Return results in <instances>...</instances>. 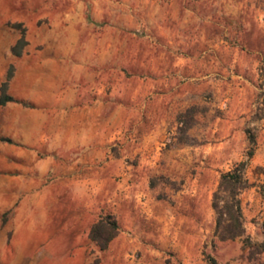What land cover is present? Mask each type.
<instances>
[{"label":"rangeland","instance_id":"obj_1","mask_svg":"<svg viewBox=\"0 0 264 264\" xmlns=\"http://www.w3.org/2000/svg\"><path fill=\"white\" fill-rule=\"evenodd\" d=\"M11 67L0 264H264V0H0V87ZM240 162L245 235L220 241Z\"/></svg>","mask_w":264,"mask_h":264},{"label":"trees","instance_id":"obj_2","mask_svg":"<svg viewBox=\"0 0 264 264\" xmlns=\"http://www.w3.org/2000/svg\"><path fill=\"white\" fill-rule=\"evenodd\" d=\"M14 27L18 28L19 26L15 25ZM26 45L24 31L21 30V37L11 48L12 54L19 57L22 49ZM11 77L12 67L0 87V106L14 101L7 93ZM248 140L251 146L248 157L251 158L255 144L254 136L249 134ZM246 166L247 163L240 162L231 170L222 173L218 188L213 194L212 209L215 213V235L220 241H230L245 235L242 210L238 196L241 191L251 186L244 175ZM117 233L118 225L115 219L108 215L101 217L91 226L89 238L96 243L100 250H105L109 243L116 237Z\"/></svg>","mask_w":264,"mask_h":264},{"label":"crops","instance_id":"obj_3","mask_svg":"<svg viewBox=\"0 0 264 264\" xmlns=\"http://www.w3.org/2000/svg\"><path fill=\"white\" fill-rule=\"evenodd\" d=\"M256 238L258 239V236Z\"/></svg>","mask_w":264,"mask_h":264}]
</instances>
